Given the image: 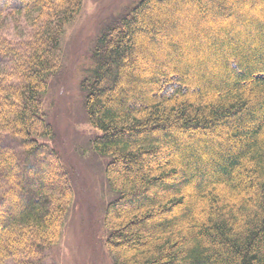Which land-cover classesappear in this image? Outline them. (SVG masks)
<instances>
[{"label": "trees", "instance_id": "1", "mask_svg": "<svg viewBox=\"0 0 264 264\" xmlns=\"http://www.w3.org/2000/svg\"><path fill=\"white\" fill-rule=\"evenodd\" d=\"M82 6L0 0V264H45L63 235L74 190L44 99ZM93 55L114 263L264 264V0H136Z\"/></svg>", "mask_w": 264, "mask_h": 264}, {"label": "rangeland", "instance_id": "2", "mask_svg": "<svg viewBox=\"0 0 264 264\" xmlns=\"http://www.w3.org/2000/svg\"><path fill=\"white\" fill-rule=\"evenodd\" d=\"M135 1L83 0L79 15L62 36L61 70L50 80L44 106L54 129L49 142L60 153L74 199L61 240L45 250V264H115L105 246L104 227L106 208L115 194L106 178L108 159L92 147L98 132L87 117L82 82L94 65L93 54L101 35ZM10 23L14 27V21ZM20 28L24 30L22 35L17 29L8 30V38L25 40L26 25Z\"/></svg>", "mask_w": 264, "mask_h": 264}]
</instances>
